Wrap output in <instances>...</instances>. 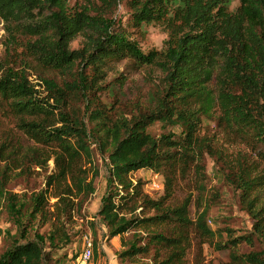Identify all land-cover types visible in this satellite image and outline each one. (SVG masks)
I'll use <instances>...</instances> for the list:
<instances>
[{
    "label": "trees",
    "instance_id": "1",
    "mask_svg": "<svg viewBox=\"0 0 264 264\" xmlns=\"http://www.w3.org/2000/svg\"><path fill=\"white\" fill-rule=\"evenodd\" d=\"M119 2L81 0L70 6L68 0H0V20L9 32L17 29L30 37L25 50L42 68L69 76L75 66L80 72L93 70L84 81L79 74L62 84L44 77V94L22 70L9 66L0 75V96L16 127L32 141L14 146L8 161L16 162L21 173L28 164L45 169L53 162L45 186L29 200L30 219L49 223L51 247L70 241L66 224L94 193L99 173L84 115L71 106V98L77 94L85 103L97 104L88 93L99 87L102 69L110 60L131 59L136 67L151 65L164 74L153 107L137 108L130 117H112L102 107L87 112L98 152L109 162L108 190L98 215L108 237L120 239L118 257L131 264H190L191 248L213 240L207 209L191 217L190 196L174 199L180 178L193 173L202 179L204 153L214 148L210 139L201 137L203 119H210L236 132L254 157L253 166L244 163L225 174L255 219L254 232L217 244L228 249V262L197 258L194 264H264V0H238L235 11L223 0H180L164 49L146 53L125 28H114L107 18ZM171 2L129 0L132 27L172 18ZM77 36L84 37L83 47L70 49ZM155 122L163 129L178 125L183 135L151 134L148 128ZM140 170L162 176L160 196L145 192L144 182L132 177ZM257 240L258 249L237 251L239 244L253 247ZM51 262L50 253L31 240L0 256V264Z\"/></svg>",
    "mask_w": 264,
    "mask_h": 264
},
{
    "label": "rangeland",
    "instance_id": "2",
    "mask_svg": "<svg viewBox=\"0 0 264 264\" xmlns=\"http://www.w3.org/2000/svg\"><path fill=\"white\" fill-rule=\"evenodd\" d=\"M129 0H120L116 9L107 15L112 20L114 28H125L127 35L135 41L143 52L161 51L170 36V23L173 12L181 6L180 0L169 3L170 14L165 20L149 21L139 27L131 25V11ZM229 11H235L238 0H223ZM81 0H68L70 6L80 4ZM30 37L19 30L9 32L6 24L0 20V75L9 66L24 71L31 83L36 85L41 93L44 85L41 79L54 78L59 84L64 80L72 81L77 74L84 80H90L93 70H81L75 66L72 75H65L50 69L42 68L25 50V43ZM84 37L77 36L71 43L70 49H81ZM103 77L98 79V86L88 95L95 98L97 104L84 102L81 95L75 94L71 98V106L84 115V123L89 135L93 154V165L98 168L95 178L94 193L84 202L80 212L66 224L70 241L65 245L51 247L48 240L49 223H42L39 219H30V198L45 186V177L52 171L53 162L49 161L45 169L31 164L23 173L16 169V162L8 161L7 154L14 146L32 144L16 127V120L9 112L7 103L0 96V256L4 255L16 243L37 241L52 257L51 264H75L77 255L81 252L85 237H91L93 243V257L87 264H131L128 258L120 259L122 250L119 237H108V231L98 215L103 198L108 190L109 162L99 154L97 145L92 138L91 126L87 120L90 108H105L112 117L125 115L130 117L137 113V108L148 109L153 107L156 94L164 84V74L154 66L143 65L136 67L131 59L110 60L102 69ZM78 71V73H77ZM44 94V93H42ZM148 131L159 135L171 132L176 139L183 135L180 126H167L164 129L159 122L152 124ZM201 137L210 139L212 152L204 153V173L202 179L193 173L180 178L177 182L174 199L177 202L190 196V216L196 211L207 209V224L214 230L211 242H204L201 248L193 246L188 254L190 264L195 259L204 262H228V249H218V243L228 242L230 238L252 236L255 219L247 211L241 200L240 190L226 178L225 174L233 167L240 165H254L245 142L236 132L225 131L210 119H203ZM5 158V160L2 159ZM134 179L144 182V190L153 197L163 192V178L147 170H140L133 174ZM242 239V238H241ZM255 246L247 243L237 246L240 253L258 249L260 242Z\"/></svg>",
    "mask_w": 264,
    "mask_h": 264
},
{
    "label": "built area",
    "instance_id": "3",
    "mask_svg": "<svg viewBox=\"0 0 264 264\" xmlns=\"http://www.w3.org/2000/svg\"><path fill=\"white\" fill-rule=\"evenodd\" d=\"M93 257V243L91 237H85L83 247L75 264H87Z\"/></svg>",
    "mask_w": 264,
    "mask_h": 264
}]
</instances>
